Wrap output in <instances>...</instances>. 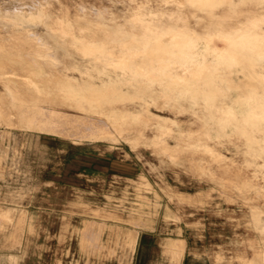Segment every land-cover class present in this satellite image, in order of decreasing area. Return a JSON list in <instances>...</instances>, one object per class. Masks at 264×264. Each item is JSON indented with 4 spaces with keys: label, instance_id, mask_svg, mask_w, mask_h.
<instances>
[{
    "label": "rangeland",
    "instance_id": "1",
    "mask_svg": "<svg viewBox=\"0 0 264 264\" xmlns=\"http://www.w3.org/2000/svg\"><path fill=\"white\" fill-rule=\"evenodd\" d=\"M260 58L264 0H0V264H134L180 227L264 264Z\"/></svg>",
    "mask_w": 264,
    "mask_h": 264
},
{
    "label": "crops",
    "instance_id": "2",
    "mask_svg": "<svg viewBox=\"0 0 264 264\" xmlns=\"http://www.w3.org/2000/svg\"><path fill=\"white\" fill-rule=\"evenodd\" d=\"M85 164V163H84ZM85 174H91L87 177L92 178L94 181L97 180L100 174L104 173V169L96 167L90 170L88 165H83ZM88 168V169H87ZM77 174L79 172H76ZM81 174V173H79ZM192 234L186 233V231L180 227L179 232L167 235L159 229L143 230L137 233L136 246V257L134 264H206L204 258L196 257L194 246L191 243ZM169 242H182V254L181 256L172 261V254L174 252L168 250L169 256L166 259L164 257L166 244ZM84 264V263H83Z\"/></svg>",
    "mask_w": 264,
    "mask_h": 264
},
{
    "label": "bare ground",
    "instance_id": "3",
    "mask_svg": "<svg viewBox=\"0 0 264 264\" xmlns=\"http://www.w3.org/2000/svg\"><path fill=\"white\" fill-rule=\"evenodd\" d=\"M13 1V0H12ZM26 7V6H25ZM32 7V6H31ZM30 8V7H29ZM16 12H19L20 14L19 15H17V16H15L14 18H13V21L15 22V23H17V24H19L20 26H17V28L18 29H24V28H27V27H29L30 25H33V21H31V20H29L28 18H26V16H25V14H23L22 12H23V10L22 9H19V10H16ZM27 13V12H26ZM30 13V12H29ZM33 14H35V17L36 18H38V21H40L41 19V21H43V22H45V19L46 18H42L41 16L43 15L42 14V5H36V10L33 12ZM11 15V14H10ZM44 17H47V16H44ZM3 21H4V19H3ZM85 28H88L87 26H85ZM94 34V33H93ZM29 35V34H28ZM35 35V34H34ZM29 37H32L31 36V34H30V36ZM37 37V36H36ZM23 38V37H22ZM39 38V37H38ZM26 39V38H25ZM33 39H34V36H33ZM32 38H31V40H33ZM36 39V38H35ZM34 39V40H35ZM46 39V37H44V40ZM40 44V43H39ZM42 46V45H41ZM43 48H45V47H43ZM48 49V48H47ZM46 49V51H48ZM54 52V51H53ZM53 54V53H52ZM55 55L56 56H59V55H61L58 51H56L55 52ZM260 57V56H259ZM257 59H258V57H256ZM260 60L261 61H264V59L263 58H260ZM57 63V62H56ZM176 93V92H175ZM153 110V109H152ZM156 112V111H155ZM160 112V111H159ZM115 115V114H114ZM163 115V114H162ZM121 116H124V115H115V118H120ZM115 122H117V121H113V123H115ZM247 124L249 123V122H246ZM258 123V122H257ZM245 124V123H244ZM160 126H162L161 124H160ZM247 127V126H246ZM23 132V131H22ZM144 151V150H143ZM141 152V151H140ZM246 180V179H245ZM84 182V181H83ZM85 183V182H84ZM107 184V183H106ZM97 186V185H96ZM135 241V240H134ZM133 241V242H134Z\"/></svg>",
    "mask_w": 264,
    "mask_h": 264
}]
</instances>
